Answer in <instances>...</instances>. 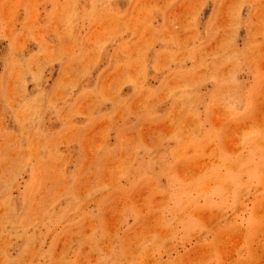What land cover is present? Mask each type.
Wrapping results in <instances>:
<instances>
[{
    "label": "rangeland",
    "instance_id": "1",
    "mask_svg": "<svg viewBox=\"0 0 264 264\" xmlns=\"http://www.w3.org/2000/svg\"><path fill=\"white\" fill-rule=\"evenodd\" d=\"M0 264H264V0H0Z\"/></svg>",
    "mask_w": 264,
    "mask_h": 264
},
{
    "label": "bare ground",
    "instance_id": "2",
    "mask_svg": "<svg viewBox=\"0 0 264 264\" xmlns=\"http://www.w3.org/2000/svg\"><path fill=\"white\" fill-rule=\"evenodd\" d=\"M151 12V11H150ZM73 20V19H72Z\"/></svg>",
    "mask_w": 264,
    "mask_h": 264
}]
</instances>
